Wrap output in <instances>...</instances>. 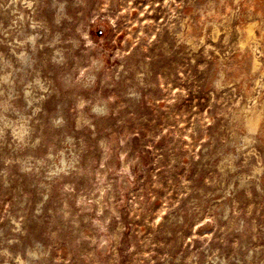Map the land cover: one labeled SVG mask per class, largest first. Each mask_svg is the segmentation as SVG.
<instances>
[{
	"label": "rangeland",
	"instance_id": "rangeland-1",
	"mask_svg": "<svg viewBox=\"0 0 264 264\" xmlns=\"http://www.w3.org/2000/svg\"><path fill=\"white\" fill-rule=\"evenodd\" d=\"M263 29L264 0H0V264H264Z\"/></svg>",
	"mask_w": 264,
	"mask_h": 264
},
{
	"label": "bare ground",
	"instance_id": "bare-ground-1",
	"mask_svg": "<svg viewBox=\"0 0 264 264\" xmlns=\"http://www.w3.org/2000/svg\"><path fill=\"white\" fill-rule=\"evenodd\" d=\"M253 26H254L253 23H248L246 25V31L249 37L253 36ZM251 65L252 67H256L257 65L256 58H252ZM261 122H263L261 113L259 111H255L246 118L245 125L249 130H255L257 128H260V125H262Z\"/></svg>",
	"mask_w": 264,
	"mask_h": 264
}]
</instances>
